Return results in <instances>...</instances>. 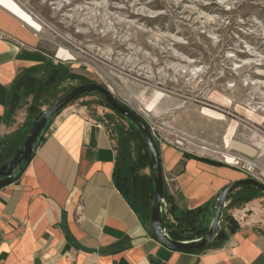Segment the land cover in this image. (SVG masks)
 <instances>
[{
  "label": "crops",
  "instance_id": "0c3cea01",
  "mask_svg": "<svg viewBox=\"0 0 264 264\" xmlns=\"http://www.w3.org/2000/svg\"><path fill=\"white\" fill-rule=\"evenodd\" d=\"M10 1L14 7L0 0V165L21 140L27 119V105L8 112L12 85L47 61L57 64L27 14ZM159 148L167 232L180 231L170 208L182 216L207 207L224 186L247 178L227 162L170 144ZM115 160L110 130L88 106L74 102L54 118L29 164L0 188V264H264L263 197L230 207L241 193L233 191L222 211V240L200 252L172 250L148 234V221L116 188ZM206 219L208 227L212 215Z\"/></svg>",
  "mask_w": 264,
  "mask_h": 264
},
{
  "label": "rangeland",
  "instance_id": "374dc122",
  "mask_svg": "<svg viewBox=\"0 0 264 264\" xmlns=\"http://www.w3.org/2000/svg\"><path fill=\"white\" fill-rule=\"evenodd\" d=\"M12 1L37 24L57 64L108 87L158 139H181L186 153L222 163L250 156L264 170V0ZM60 51L70 59H56ZM79 84L63 83L40 110ZM158 94L156 107L145 111ZM76 102L108 129L122 125L98 97ZM229 128V143L255 155L227 146Z\"/></svg>",
  "mask_w": 264,
  "mask_h": 264
},
{
  "label": "trees",
  "instance_id": "16d2710c",
  "mask_svg": "<svg viewBox=\"0 0 264 264\" xmlns=\"http://www.w3.org/2000/svg\"><path fill=\"white\" fill-rule=\"evenodd\" d=\"M38 73H41V76L36 78L35 75ZM67 81H78L80 84L90 83L81 76L72 74L67 65L53 64L51 61L45 62L40 71L37 70L33 71L32 73L30 72L18 76L12 85L8 98V112L10 115H12L18 108L27 105L26 125L23 129L21 140L13 147L12 151L2 163H4V161L14 152V150L24 139L28 129L30 128L33 118L41 111L40 107L42 100L46 97L57 94L59 87ZM71 89L72 88L69 90ZM68 91H66L63 95H65ZM89 96L98 97L101 101V106L108 109L122 123V125L117 126L113 131L109 129L112 138L115 141L116 147L113 181L116 188L126 199L130 207L142 218H145L146 221H149L153 193L151 165L141 136L130 124L113 113L104 103L101 96L90 94L85 95L80 99ZM29 97H31L30 102H28ZM56 101H53L49 106L53 105ZM113 132L115 135H113ZM156 143L159 146L157 141ZM135 144L138 146V151H135L134 149ZM211 163L216 164L217 162L211 161ZM146 167H148L150 170L149 175L141 173V171ZM237 192L241 193L231 200L229 204L230 207L234 206L235 204L246 203L255 197H261L260 193L252 187H242L238 189ZM237 192H235V194H237ZM165 195V204H167L168 196L166 194V189ZM209 207L210 204L204 208L185 212L182 214V216L176 215L170 208L169 213L172 214L174 223H176L175 228H179L180 231L178 232L172 228L169 229L168 235L172 239L180 241L188 240L194 236L201 237L205 232L200 233L199 229L202 226H205V231L207 229L205 216ZM163 221L166 227L167 223L165 221V212L163 214ZM172 225L173 224H171V226ZM231 231H233V228ZM185 234L187 237L184 239L183 235ZM190 234H192V236H190ZM223 238L224 232L222 230L218 231L214 241L207 248L214 247L216 245V241L222 240Z\"/></svg>",
  "mask_w": 264,
  "mask_h": 264
},
{
  "label": "water",
  "instance_id": "95a60500",
  "mask_svg": "<svg viewBox=\"0 0 264 264\" xmlns=\"http://www.w3.org/2000/svg\"><path fill=\"white\" fill-rule=\"evenodd\" d=\"M95 94L102 97L104 103L117 116L130 124L141 136L145 149L149 156L152 179V202L148 221V234L162 246L183 252H198L206 249L214 241L219 231L223 208L226 207L228 196L242 187L256 189L264 198V183L254 178H244L224 186L213 198L206 213L212 215V219L205 231V226L199 229L204 233L201 237L192 240H174L166 231L163 221L165 212V180L163 176L160 148L157 145L146 121L134 110L119 101L112 91L105 85L98 83L80 84L60 97L53 105L41 110L32 120L24 139L14 152L0 165V188H3L17 178L29 164L43 139L46 128L64 109L85 95ZM192 236V234H190ZM187 235H183L185 239Z\"/></svg>",
  "mask_w": 264,
  "mask_h": 264
},
{
  "label": "built area",
  "instance_id": "2783aa9c",
  "mask_svg": "<svg viewBox=\"0 0 264 264\" xmlns=\"http://www.w3.org/2000/svg\"><path fill=\"white\" fill-rule=\"evenodd\" d=\"M1 37V35H0ZM150 128V127H149ZM150 131L155 139V141L159 143H163V144H168L164 141H162V139H158V137L156 136L155 133H153L152 128H150ZM172 145V144H171ZM173 146L177 147V148H182L183 147V141L181 139H177L175 140ZM234 164L232 166H234L235 168H237L239 171H241L247 178H254L260 182L264 183V170H262L258 164L252 160L251 158H245V157H237L234 158Z\"/></svg>",
  "mask_w": 264,
  "mask_h": 264
},
{
  "label": "bare ground",
  "instance_id": "6f19581e",
  "mask_svg": "<svg viewBox=\"0 0 264 264\" xmlns=\"http://www.w3.org/2000/svg\"><path fill=\"white\" fill-rule=\"evenodd\" d=\"M9 1V6H13L14 4H12V2L10 0ZM14 7V6H13ZM17 8V7H16ZM26 15V14H25ZM26 18V20L33 24L35 26V28H37V24L33 23L30 18L28 16H24ZM40 27V26H39ZM59 57H63V58H66V59H70V55L67 54V53H64L63 51H60L59 52ZM162 97V94H158L149 104L145 105L144 106V110L147 111V112H151L157 105V103L159 102V100L161 99ZM209 115V113H208ZM210 115H212L213 118L215 119H218V120H222V116L221 115H217V114H214V113H210ZM234 125V124H233ZM232 132H233V128H229L227 130V137L225 138V143L227 144V146H231V147H234L248 155H255V150L250 148V147H247L245 145H241V144H238V143H235V142H230L228 141V136L232 135ZM225 160L228 164H232L233 162V158L232 157H229V156H226L225 157ZM263 176H264V173H263Z\"/></svg>",
  "mask_w": 264,
  "mask_h": 264
}]
</instances>
